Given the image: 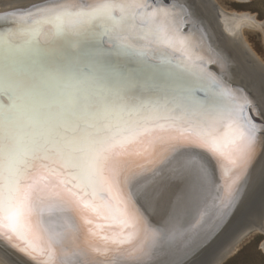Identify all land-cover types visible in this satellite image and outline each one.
Masks as SVG:
<instances>
[{"label":"snow or ice","instance_id":"snow-or-ice-1","mask_svg":"<svg viewBox=\"0 0 264 264\" xmlns=\"http://www.w3.org/2000/svg\"><path fill=\"white\" fill-rule=\"evenodd\" d=\"M113 7L63 2L35 7L28 15L38 17L30 22L21 14L0 16L12 25L8 37H26L22 48L8 39L0 49V228L27 246L22 251L42 234L56 244L60 234H49L37 205L48 200L54 213L65 212L83 199L114 226L131 219L145 234L151 259L139 264H190L210 238L211 217L223 215L209 203L218 169L246 161L257 138L264 144V94L240 103L195 65H153L158 53L133 46L140 37L113 24ZM105 50L135 57L166 79L109 70L96 60ZM149 125L198 136L175 138L143 173L136 202L151 207L152 222L139 209L129 217L107 175L113 151ZM71 256L65 264H92L86 249Z\"/></svg>","mask_w":264,"mask_h":264},{"label":"bare ground","instance_id":"bare-ground-1","mask_svg":"<svg viewBox=\"0 0 264 264\" xmlns=\"http://www.w3.org/2000/svg\"><path fill=\"white\" fill-rule=\"evenodd\" d=\"M20 1L25 0H0V6ZM209 1L194 0L190 8L184 6L186 0H31L23 4L42 3L43 6L44 3L68 2L93 7L100 3L112 4L113 24L117 28L123 25L126 35L140 37L138 42H128L145 51L155 50L158 57H162L160 64L183 61L184 64L195 65L201 74L218 85L219 90L240 103L244 102L245 96L259 97L264 94V64L254 51L245 47L248 45L244 29H258L264 35V23L250 13L225 12L217 0H213L214 8ZM29 6L24 12H30ZM37 17L38 13L29 16L32 20ZM104 57L109 59L111 55ZM164 57L170 61L163 60ZM100 65L108 68L105 64ZM150 69L151 78L161 83L166 79L154 67ZM132 76L150 78L138 72ZM137 94L140 96L141 92ZM160 124L167 128V122L161 121ZM179 137L185 141L198 140L196 133L183 127L161 131L152 130L149 125L138 129L124 148H117L111 154L107 175L115 181L116 194L124 202L122 206L127 208L130 218L139 209L150 222L157 219L148 204L136 202L135 193L140 190L143 173L151 166L150 162L167 155L176 143L175 138ZM263 149L264 144L257 138L249 147L250 155L246 161L218 169L216 183L209 193V203L218 205L223 215L211 217L210 238L199 243V251L190 264H220L250 231L264 233V160L243 196L237 203L233 202ZM251 195L253 199H249ZM65 196L72 199L67 193ZM247 201L248 206L243 207ZM86 203L83 199L74 201V209L55 213L48 200L37 205V218L43 219L49 234H60L53 245L49 244L48 235L42 234L32 239L27 251H22L27 246L0 228V242L13 253L0 245V264H21L20 260L27 264H65L72 259V252L82 248L90 253L92 264H139L151 259L147 254L145 234L131 219L127 227L114 226L110 220L85 208ZM222 221L224 223L221 224ZM238 224L239 228L235 229Z\"/></svg>","mask_w":264,"mask_h":264},{"label":"rangeland","instance_id":"rangeland-1","mask_svg":"<svg viewBox=\"0 0 264 264\" xmlns=\"http://www.w3.org/2000/svg\"><path fill=\"white\" fill-rule=\"evenodd\" d=\"M15 1L18 0H12V2ZM209 2H211L213 7L215 6L213 0H210ZM217 2L225 12L235 11L238 13H250L254 15L258 19V21L264 23V0H217ZM29 5L30 4L28 3L27 5L23 6L28 7ZM244 31V38L248 45L245 47L251 49V51H254L256 57H260L259 59L264 64L263 32L261 33V30L250 28H246L244 29ZM248 51L249 50H247V52ZM252 197L253 196L251 195L249 199H253ZM247 204L248 201L244 204L243 207H247ZM246 212L247 211H245V216L247 214ZM242 218H244V215ZM238 226L239 224L235 226V229H238ZM0 245L3 244L0 242ZM6 249L8 250V252L12 253L7 247ZM212 253H215V251H212ZM16 260L19 261L20 258L19 260ZM19 262L21 264H27L22 260H20ZM220 264H264V233L260 231H250L245 236V238L236 246L235 250H233V252L229 254L222 262H220Z\"/></svg>","mask_w":264,"mask_h":264},{"label":"water","instance_id":"water-1","mask_svg":"<svg viewBox=\"0 0 264 264\" xmlns=\"http://www.w3.org/2000/svg\"><path fill=\"white\" fill-rule=\"evenodd\" d=\"M29 1H31V0L20 1V2L13 4V5H8L9 7L7 5H1L0 6V16H2V15L12 16L15 14H21L22 19H25L26 17H28L27 19H25V21L30 22L32 20V18H29V16H26L28 14V13L24 12V9H26L25 8L26 6H23L24 5L23 2L25 3V2H29ZM47 5H48L47 3H44L42 6V3H40L37 5H31V6H29L28 9L30 12H33V9L35 7H44ZM11 27H12V25L10 23V20L0 19V49H2L4 47V42H5V40H8V39H10L14 44L21 46V48H22L26 37L23 36L22 34H19V33H17L16 35H13L11 37H8L6 35V33H7L8 29ZM134 47H136V46H134ZM136 48L140 49L143 52H147L149 55L152 54L151 48L147 51H145L141 47H136ZM106 55H111V57L109 59H105L104 56H106ZM166 58H168V57H164L163 60H167ZM2 60H3V53H2V51H0V61L2 62ZM96 60L99 61V64H105V65H107L108 68H110L111 70H113L117 73L122 72L123 74L133 75L135 72H138V73H141L143 76H147V77L151 78V69H150L151 66H149L148 64L140 62L135 57H121V56H117V55L105 50L102 54L99 55V57H96ZM161 60H162V57H158V55H156L153 58L152 63H153V65L155 63L160 64ZM167 61H170V60L168 59ZM161 65H163V64H161ZM141 95H143V93H141ZM263 160H264V149H263V152L261 153V155L253 163L249 172L247 173L246 178L244 179V185L241 188V190L237 193V195L235 196L236 201L234 199L233 202L237 203L238 200H240V198L243 196V194L247 190L249 184L253 180V177L255 176L256 172H258L259 168L262 166ZM228 212H229V210H228ZM222 220L224 221V219H222ZM223 221L221 222V224L224 223ZM221 224H219V225H221ZM203 245H204V243H203ZM193 262H195V261H193Z\"/></svg>","mask_w":264,"mask_h":264}]
</instances>
